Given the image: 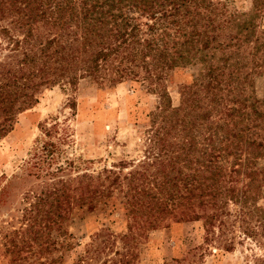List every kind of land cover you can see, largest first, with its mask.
<instances>
[{"label":"trees","instance_id":"16d2710c","mask_svg":"<svg viewBox=\"0 0 264 264\" xmlns=\"http://www.w3.org/2000/svg\"><path fill=\"white\" fill-rule=\"evenodd\" d=\"M252 4L245 12L229 0H0V139L47 86L131 79L160 95L146 154L121 180L111 168L71 176L70 168L52 167L49 141L28 159L27 175L43 179L37 193L21 196L32 199L25 222L6 235L12 264H22L34 243L38 263L29 264H47L39 257L63 248L71 205L94 206L110 193L103 181L112 175L108 185L126 186L131 236L168 217L203 218L208 228L227 201L254 198L264 185V167L255 164L264 156V95L255 90V77L264 76V31L254 24L264 0ZM187 64L197 72L177 85L181 101L172 106L167 77ZM13 188V181L0 186V204Z\"/></svg>","mask_w":264,"mask_h":264},{"label":"rangeland","instance_id":"374dc122","mask_svg":"<svg viewBox=\"0 0 264 264\" xmlns=\"http://www.w3.org/2000/svg\"><path fill=\"white\" fill-rule=\"evenodd\" d=\"M252 6V0H229V7L238 11H251ZM254 24L256 33L264 31V5ZM5 52L0 47V59ZM197 67L187 64L167 77L172 106L181 101L177 85L189 81ZM255 80L256 94L264 95V76ZM159 104V93L139 81L109 84L81 78L73 85L64 82L42 88L37 101L17 113L12 129L0 139V186L16 183L7 201L0 204V264H12L8 237L25 222L22 209L32 200L22 201L21 196L41 188L43 178L27 175L28 159L49 141L56 144L52 167L70 168L71 176L96 175L111 168L120 172L121 180L144 158L147 135L154 127L152 115ZM50 126L47 136L45 127ZM255 164L264 167V156L255 159ZM112 179L113 175L104 179L110 193L94 206L71 205L63 222L67 231L61 239L63 248H52L39 259L47 264H264V185L254 190V198L246 205L227 201L223 214L208 228L203 218L176 221L168 217L155 228L134 227L137 234L131 236L126 186L124 182L108 185ZM51 234L54 242L60 241L55 231ZM37 247L34 243L32 251H22V264L38 263V255L33 254Z\"/></svg>","mask_w":264,"mask_h":264}]
</instances>
